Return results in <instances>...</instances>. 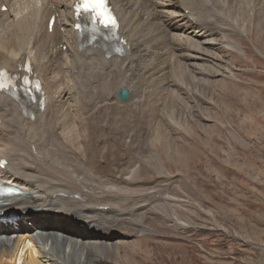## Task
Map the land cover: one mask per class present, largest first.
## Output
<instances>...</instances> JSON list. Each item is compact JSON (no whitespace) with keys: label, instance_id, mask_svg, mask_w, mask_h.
Instances as JSON below:
<instances>
[{"label":"bare ground","instance_id":"bare-ground-1","mask_svg":"<svg viewBox=\"0 0 264 264\" xmlns=\"http://www.w3.org/2000/svg\"><path fill=\"white\" fill-rule=\"evenodd\" d=\"M75 1L0 0V67L18 73L30 59L44 92L43 104L41 97L27 102L0 94V160L7 162L4 169L0 168V180L19 191L18 195L0 198V219L11 213L9 220L0 223V264H57L51 260L56 257L53 251H62V264H92L95 259L99 261L91 248L87 249L93 246L82 242L77 247L64 237L95 239L108 252L114 246L111 241L124 240L119 241L124 247L129 245L126 239L142 232V222L150 221L147 211L176 222L171 214L173 198L164 196L165 187L158 181H169L162 173L158 153H127L111 172L104 173L101 157L95 153L81 159L73 150L56 152L62 150L66 138L60 131L69 106L64 105L65 98L62 102L63 70L69 69L73 90L82 100L76 108L82 124H89L94 117L103 120L106 110H110L109 115L136 113L144 118L139 108L145 99L157 101L159 113L165 109L162 101L167 99L168 88L181 86L190 74L200 84L207 82L201 79L216 76L215 66L199 63L211 58L209 49L225 46L241 53L236 42L223 40L232 32L223 17L235 13L233 27L240 23L238 15L249 12L246 0H108L119 22L118 35L125 43L117 46V41L86 32L79 36L73 30ZM3 6L6 12H1ZM51 16L55 24L49 33ZM256 25L264 30L257 16ZM141 28L148 29V34ZM170 72L181 82L175 78L168 81ZM96 75L101 80L93 81ZM104 79L109 82L105 84ZM92 88L103 93L98 101H87ZM120 88L128 91L125 102L115 99ZM131 107L134 111L128 110ZM118 109H126L125 115ZM22 142L30 148L29 153H23ZM51 150L55 153H49ZM129 165L136 169L130 170ZM140 165L145 167L137 171ZM149 172L155 178L150 183L149 179L143 181ZM177 224L184 228V224ZM142 240H147V235L137 236L133 252L141 251ZM81 251H85L83 260L78 255Z\"/></svg>","mask_w":264,"mask_h":264},{"label":"rangeland","instance_id":"rangeland-1","mask_svg":"<svg viewBox=\"0 0 264 264\" xmlns=\"http://www.w3.org/2000/svg\"><path fill=\"white\" fill-rule=\"evenodd\" d=\"M246 8L249 12L236 14L238 26L232 27L235 13L223 17L232 31L223 40L236 42L241 53L225 46L209 49V61L199 63L215 66L216 76L211 74L201 79L207 81L205 84H200L190 74L181 86L168 88L167 99L162 101L165 109L159 112L163 114L156 113L157 101L145 99L139 108L144 118L136 113L109 115L110 110H106L103 120L94 117L89 124H82L76 110L82 100L73 90L69 69L63 70L62 102L65 98L64 105L69 106L68 114L62 117L60 133L66 140L61 151L54 150L76 152L81 159L95 153L101 157L100 169L104 173L111 172L127 153H158L162 173L169 176V181H158L165 187L164 196L173 198L171 214L177 223L184 224V228L180 227L170 218L147 211L150 221L142 222V232L126 239L129 245L124 247L119 246V241L124 240L111 241L114 246L108 252L95 239L64 237L77 247L82 242L93 246L87 249L91 248L99 261L95 259L92 264H264V30L256 25V16L264 23V1L246 0ZM147 30L142 32L148 34ZM173 65L175 68V61ZM170 73L167 80L181 82ZM94 80L101 79L96 75ZM103 82L107 84L109 79ZM112 88L113 85L109 92ZM102 91L110 98L106 89ZM89 92L87 101H98L103 94L97 88ZM128 110L134 111L132 107ZM117 111L126 113V109ZM50 128L54 131L52 124ZM21 149L23 153L30 151L24 142ZM54 150L48 152L55 153ZM129 166L130 170L136 169ZM144 167L140 165L137 171ZM153 175L149 172L143 181L149 179L150 183L155 180ZM144 235L147 240H142L141 251L133 252L137 236ZM53 254L56 257L51 260L62 264V251ZM84 254L85 251L78 252L79 259L83 260Z\"/></svg>","mask_w":264,"mask_h":264},{"label":"snow or ice","instance_id":"snow-or-ice-1","mask_svg":"<svg viewBox=\"0 0 264 264\" xmlns=\"http://www.w3.org/2000/svg\"><path fill=\"white\" fill-rule=\"evenodd\" d=\"M83 6L86 10L91 9L97 11L99 15L103 16V13L99 12V9L103 7L104 0H82ZM110 20V18H107Z\"/></svg>","mask_w":264,"mask_h":264},{"label":"water","instance_id":"water-1","mask_svg":"<svg viewBox=\"0 0 264 264\" xmlns=\"http://www.w3.org/2000/svg\"><path fill=\"white\" fill-rule=\"evenodd\" d=\"M117 98L120 101H125L128 98V92L126 89H120L117 93H116Z\"/></svg>","mask_w":264,"mask_h":264}]
</instances>
